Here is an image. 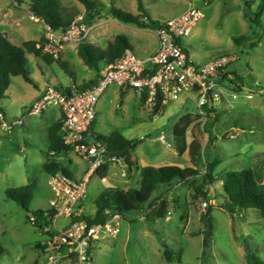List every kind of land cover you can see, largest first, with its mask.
I'll return each mask as SVG.
<instances>
[{
    "label": "rangeland",
    "instance_id": "1",
    "mask_svg": "<svg viewBox=\"0 0 264 264\" xmlns=\"http://www.w3.org/2000/svg\"><path fill=\"white\" fill-rule=\"evenodd\" d=\"M58 1L63 15L68 19L75 21L81 15H88L79 0ZM94 1L102 11L95 14L89 22L91 29L84 42L106 49L117 36L124 35L141 59L155 48L156 29L127 26L118 22L110 13L112 8H117L138 15V0ZM142 1L149 17L157 23L178 16L190 7L200 9L204 18L194 28L191 36L182 39L181 43L198 65H204L220 56L238 57L239 61L234 67H237L241 79L233 77L239 88V97L233 100L227 94L217 105L218 120L203 128L201 116L198 115V99L194 93L182 94L177 101L155 115L147 110L132 90L124 96L125 100L129 95L124 108H118V92L114 90L99 102L100 114L95 130L102 126L103 135L116 130L127 139L138 141L137 147L131 152L130 161L138 163L139 167L175 166L186 169L190 167L189 155L180 158L177 154L174 129L184 116H192L195 122L188 129L187 144H200L201 152H204L207 159L219 161L215 175L219 178L227 172L253 170L258 184L264 189V38L255 49L248 43L239 46L234 42V37L252 38L257 31L244 18L246 0ZM255 1L253 13L258 11L263 0ZM262 22L264 24V15ZM46 26L42 20L34 17L27 5L19 6L13 0H0V33L7 35L13 44L21 46L28 41H43L46 39ZM80 44L82 42L64 44V52L61 53L62 60L66 61L75 80L66 74L56 60L48 66L33 55L26 56L28 75L40 88H44L49 81L51 83L48 85L70 87L94 80L96 71L89 69L78 55ZM42 72L45 76H42ZM38 89L23 77H18L13 80L9 92H6L8 96L1 102L0 244L4 248V254L0 258V264L44 263L46 255L43 251L48 233L54 229L53 225H45L35 215L38 211H48L54 197L48 185L49 175L44 170L50 157L47 135L30 132L35 122L41 120L39 115L28 116L27 110L32 104L30 99L38 93ZM248 94L252 97H248ZM48 113L52 118L51 109ZM17 120H22L26 125L19 127V133H15L12 126ZM3 123L10 129L4 130ZM226 133L230 135L224 138ZM209 134L212 135L211 142ZM162 136L165 137L166 145L161 142ZM33 146L38 149H32ZM54 161L62 164L76 178L90 168V163L81 159L75 151L62 154ZM122 163L125 165L124 161L119 165L110 163L106 179H101L98 174L92 176L88 215H94L96 207L93 201L106 190L126 192L141 188V175L136 166L129 172ZM204 173L205 170L202 174ZM33 184H36V190L29 206L30 213L8 200L5 195L8 189ZM175 185L176 183L159 186L151 200L169 193L172 199L168 200H188L189 203L192 200L191 204L184 205L183 208L182 203L178 205L170 202L166 219H143L147 215V205L142 207L141 212L124 215L120 219L118 237L102 238L92 249V264H248L246 247L264 262V219L259 211H242L234 219L231 218L223 208L227 198L223 191V180L219 179L209 189L210 200H215L216 203L214 209L212 204L209 205L213 210L214 236L211 246L206 248L204 236H193L203 230L201 218L205 212L200 204L197 207L194 205L199 199L194 198V191L189 187L178 188ZM170 211L174 214L169 215ZM29 218L36 224L30 223ZM66 223L64 219L57 220L58 227ZM163 242L175 255H181V263L165 259ZM63 253L66 254L67 251ZM67 259L70 262H64L63 259L61 264H81L76 257Z\"/></svg>",
    "mask_w": 264,
    "mask_h": 264
},
{
    "label": "trees",
    "instance_id": "2",
    "mask_svg": "<svg viewBox=\"0 0 264 264\" xmlns=\"http://www.w3.org/2000/svg\"><path fill=\"white\" fill-rule=\"evenodd\" d=\"M13 1L19 6L27 5L34 17L42 20L47 26L55 31H66L74 22L73 19H68L63 15L61 5L58 0ZM79 1L86 9V12H88V15L84 14V21L89 25V22H91L94 15L102 10L94 0ZM138 4V15H134L117 8H112L110 13L118 22L127 26H137L140 29H157L159 23L149 17L143 1L138 0ZM255 4V0H246L244 18L248 20L252 24V27L257 31L253 34L252 38L247 36L234 37V42L237 45L242 46L245 43H248L252 49L257 48L264 38V24L262 22V16L264 15V0L262 1L258 11L253 13L252 9ZM45 41L46 39L40 42L28 41L23 43L21 46H17L10 41L7 35L0 33V114H3L1 102L6 99V92L9 90L13 78L23 77L27 83L34 85L36 89L39 88L37 82L27 73V55H33L36 59L43 60L48 66L55 63L53 56L48 54L43 55L42 47L45 44ZM127 50H132V46L128 38L124 35L117 36L114 42L106 49H101L86 42L80 44L78 46V55L89 69L96 71V78L87 83L84 82L81 86H76L77 91L83 92L95 86L98 82L103 65H107L121 59ZM57 63L61 65L66 74L75 80L74 75L66 64V61L59 59ZM238 73L237 67H232L226 74L220 76L219 80L225 82V85L227 84L226 86L228 87H236L237 91H239L234 79L230 80L227 77L228 74H231L237 80L241 79ZM55 88L64 92V94L73 95V86ZM124 96L125 93H122L119 101V107L123 104ZM140 101L145 104L146 96L140 99ZM161 111V109H157L155 115L159 114ZM213 113L215 116L209 119V124L218 120V115L215 109L213 110ZM194 122L195 120L192 119V116H184L174 129L176 152L180 157H183L186 153H188L192 167L186 169L175 166L154 167L145 165L137 167V170L141 175V188L139 190L131 189L126 192L114 189L106 190L99 195L95 202L97 207L95 216L93 218L82 216L78 219V221L85 220L90 224H106L110 218L114 216L124 218V215L128 213L141 212L142 207L151 201L159 186H169L173 182H179L193 190L195 199H203L209 202V189L214 186L219 179H222L224 182L223 191L227 198V202L223 205V208L231 218L234 219L238 213L252 209L259 211L264 219V189H262L258 184L255 172L253 170L227 172L221 176L222 178H218L215 173L218 165L220 164L219 161H211L207 159L204 152H201L202 148L200 144L196 142H193L191 145L187 144V132ZM62 125V121L55 123L48 132L50 158L44 166V170L48 175L63 173L71 176L62 164L54 161L55 157L74 151L73 148L65 145L61 131ZM94 125L95 123L90 129L91 136L87 137V143H92L93 141L101 143L106 148V158H108L112 153L126 152L122 160L125 162L128 171L131 172L135 164L130 162V155L131 152L135 150L139 142L127 139L119 131L113 132L110 136L95 134L93 133ZM209 140V142L212 141L211 134H209ZM202 167H204L205 170L204 175L202 174L204 171L202 170ZM108 171V167L103 166V168H100L97 171V174L101 179H105ZM35 190L36 184H33L16 189H8L5 192V195L8 200L15 202L26 212L30 213L29 206L31 201L34 199ZM159 203L162 205V208L156 213V218L166 219L168 217V195L162 196ZM156 208L157 206H155L152 212H154ZM212 212L213 210L210 208L206 210L201 218L203 230L193 234L194 237H205L204 242L206 248L211 246L214 236ZM35 215H38L39 220L44 222L45 225H53V211H38ZM29 222L36 224L31 218H29ZM48 234L51 235L52 233ZM162 247L164 248V257L168 262L179 261V263H181V255H175L169 250L164 242ZM245 250V257L248 264H264V262L254 255L248 247H246ZM3 254L4 248L0 244V258Z\"/></svg>",
    "mask_w": 264,
    "mask_h": 264
},
{
    "label": "built area",
    "instance_id": "3",
    "mask_svg": "<svg viewBox=\"0 0 264 264\" xmlns=\"http://www.w3.org/2000/svg\"><path fill=\"white\" fill-rule=\"evenodd\" d=\"M204 18V13L195 7L171 19L159 21L156 29L158 46L148 58H139L132 50H127L121 59L104 65L95 86L78 92L76 86L72 94H64L54 86H48L43 97L35 103L32 113L42 114L48 107L57 106L63 110L62 135L65 145L70 146L90 168L85 177L77 180L63 173L50 174L48 185L53 194L50 208L57 219L70 221L62 230L54 233L46 242V260L41 264H61L63 252L67 257H76L81 264H92L91 251L102 238H116L120 234L121 217L114 216L106 224H90L81 218L79 204L89 196V185L95 173L116 158H106V148L96 141L87 143L90 129L97 120L99 102L104 93L113 86L123 92L135 91L142 99L146 96L145 107L154 114L157 109L177 101L182 94L194 93L198 99V115L205 128L214 117L213 110L229 94L236 100L239 93L236 87H228L220 81L239 58L234 55L217 57L204 65H198L181 43L191 36L194 28ZM91 27L85 23L84 15L79 16L66 31H55L46 26V41L42 49L45 54L61 59L64 44L83 43ZM233 80V75L228 74ZM248 97H252L248 94ZM23 125L18 120L12 126ZM4 130L10 127L3 123ZM163 144L165 137H161ZM170 146V145H168ZM203 212L209 209L210 202L199 199ZM172 212H169L171 215Z\"/></svg>",
    "mask_w": 264,
    "mask_h": 264
},
{
    "label": "crops",
    "instance_id": "4",
    "mask_svg": "<svg viewBox=\"0 0 264 264\" xmlns=\"http://www.w3.org/2000/svg\"><path fill=\"white\" fill-rule=\"evenodd\" d=\"M155 37H156V35H155ZM155 43H156V45H155V48L152 50V51H150L147 55H145L144 57H142V58H148V57H150L151 55H153L155 52H156V49H157V46H158V42H157V38H155ZM64 48H65V46L62 48V51H61V53L62 52H64ZM77 50V49H76ZM132 51H133V49H132ZM134 52V51H133ZM135 53V52H134ZM136 54V53H135ZM137 55V54H136ZM138 56V55H137ZM61 59H62V57H61ZM104 66V65H103ZM42 74V76H45L44 74V72H42L41 73ZM18 78V77H17ZM14 79H16V78H13L12 79V82H13V80ZM86 82V81H85ZM48 83H51L50 81L48 82ZM48 83L47 84H45L43 87L44 88H40V86H39V89H38V93L37 94H35V95H33L32 96V98L30 99L31 100V102H32V104L30 105V108H27V110H28V116H33V115H35V114H33L32 113V108H33V106L35 105V103L36 102H38L42 97H43V95H44V93H45V90H46V88L48 87V86H50V85H48ZM74 83H76L75 81H74ZM12 85V84H11ZM73 86H76L75 84L73 85ZM11 87V86H10ZM115 87V88H114ZM10 89V88H9ZM114 90H116L117 92H118V96H117V99L120 101V98H121V94L122 93H125V94H128L129 93V91L128 92H123L118 86H113V87H110L109 89H107V91L104 93V95L102 96V98H105V96H106V94L107 93H111L112 91H114ZM9 92V91H8ZM135 94H136V92H135ZM137 95V94H136ZM8 96V95H7ZM129 97V95H127L126 96V98H125V100L123 101V104H122V106L121 107H119V105H118V108H120V109H123L124 108V105H125V102H126V100H127V98ZM137 97H138V99H140L139 98V96L137 95ZM101 98V99H102ZM118 101V102H119ZM119 104V103H118ZM49 109H51V111L53 112V114H52V118H50V116H49V113H48V110ZM98 114H100V111H99V109H98ZM39 116H41V120H39V121H37V122H35V124H34V126L30 129V132H37V133H42V134H45V135H47V138H48V141H49V137H48V132H49V129L55 124V123H58V122H63V119H64V114H63V110L60 108V107H57V106H50V107H48L42 114H40ZM24 118L25 117H23V121H24ZM97 118H98V116H97ZM1 120H2V117H1ZM18 121V120H17ZM17 121H15V122H13V124L14 123H16ZM97 121V120H96ZM25 124V123H24ZM23 124V125H24ZM207 124H209V123H207ZM23 125H17V126H14V128H13V131L15 132V133H19V127H22ZM24 126H26V125H24ZM95 127H96V122H95V125H94V132L93 133H95V134H98V135H102V136H110L111 135V133H113V132H115V131H112L111 133H109V134H107V135H103L102 134V126L99 128V130L97 129V130H95ZM28 129H29V126H28ZM32 130H34V131H32ZM125 137V136H124ZM162 142V141H161ZM49 145H50V143H49ZM32 149H35L36 147H31ZM36 149H38V148H36ZM186 154H188V153H186ZM185 154V155H186ZM184 155V156H185ZM189 155V154H188ZM183 156V157H184ZM180 157V156H179ZM50 158V157H49ZM56 158V157H55ZM55 158H54V160H55ZM180 158H182V157H180ZM130 160L132 161V159H131V156H130ZM130 161V162H131ZM48 162V161H47ZM120 162H123V160H118L117 159V162H110V163H116V164H120ZM189 162H190V167H192V165H191V161H190V156H189ZM58 163V162H57ZM71 163H72V161H71ZM110 163H108V165L107 166H109V164ZM132 164H134L133 162H131ZM123 164V167H124V169H126L127 171H128V169H127V167H126V165H124V163H122ZM135 166H136V169H137V167H139V165H138V163H136L135 162ZM89 171V170H88ZM88 171L87 172H84V173H82L81 174V176H79L78 178H76V177H74V176H72L71 175V177H73V178H75V179H77V180H81L83 177H85L86 175H87V173H88ZM109 172H110V166H109V171H108V174L106 175V178H107V176L109 175ZM132 172V171H131ZM137 172L139 173V171L137 170ZM95 174H97V173H95ZM94 174V175H95ZM127 174H128V172H127ZM134 173H132V175H133ZM105 178V179H106ZM173 183H176V185H175V187H178V188H184V185H182L181 183H179V182H173ZM172 183V184H173ZM90 184H91V182H90ZM223 185H224V182H223ZM165 195H168V198L169 199H172V196L169 194V193H167V194H165ZM165 195H162V196H165ZM89 196H90V185H89ZM89 196L85 199V200H83L80 204H79V207H80V209L82 210V215L83 216H86V217H89V218H93L94 216H95V214H96V212H97V207H96V205H95V202H96V200H94L93 201V204H94V206L96 207V209L94 208V215L93 216H90V215H88L87 214V210H88V208L90 207V204H89ZM162 196H160V197H158V198H156V199H154V200H151L148 204H146L147 205V207H148V209H147V215L146 216H143L142 218L144 219V218H149V216L152 214L151 212L153 211V205L154 206H157V208H156V210L157 209H161L162 208V205L159 203V200H160V198L162 197ZM168 204H170V202H173L174 204H178V205H181V203H182V205H183V208H184V205H189V204H191L193 201L191 200V202L189 203L188 202V200H168ZM178 202V203H177ZM215 203H216V201L215 200H210V204H212V206H213V209L215 208ZM198 204H199V201L197 200V201H195V206L197 207L198 206ZM169 206V205H168ZM195 206H192V207H195ZM217 208V207H216ZM48 211H52L51 210V208L48 210ZM142 211H143V209H142ZM167 211H168V209H167ZM155 212V211H154ZM170 212H172V211H170ZM213 213V212H212ZM172 214H174L173 212H172ZM171 214V215H172ZM142 219V220H143ZM57 220H60V219H57V218H53L52 219V222H53V230H52V234L50 235V234H48L49 236L47 237L48 239L54 234V233H57V231L58 230H62L66 225H68L69 223H70V221L69 220H67V219H64V220H66L67 221V223L65 224V225H63V226H61V227H58V225H57ZM155 220H157V218L155 219ZM120 223V222H119ZM120 226V225H119ZM198 237H201V236H198ZM117 238V237H116ZM95 248V247H94ZM93 248V249H94ZM67 255H68V253H66V254H64L63 253V256L65 257L64 259V262H67V261H69L68 259H67ZM63 262V263H64ZM70 262V261H69Z\"/></svg>",
    "mask_w": 264,
    "mask_h": 264
},
{
    "label": "water",
    "instance_id": "5",
    "mask_svg": "<svg viewBox=\"0 0 264 264\" xmlns=\"http://www.w3.org/2000/svg\"><path fill=\"white\" fill-rule=\"evenodd\" d=\"M230 135V133H226L224 138H227ZM126 152H118V153H112L109 155V157L111 158H116L118 160H122V158L124 157ZM159 212V209L155 210V212H153L150 216L149 219L150 220H155L156 219V213Z\"/></svg>",
    "mask_w": 264,
    "mask_h": 264
}]
</instances>
